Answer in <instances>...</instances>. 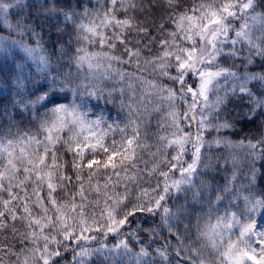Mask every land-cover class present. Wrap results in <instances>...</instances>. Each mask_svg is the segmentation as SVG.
<instances>
[{
    "label": "snow or ice",
    "instance_id": "obj_1",
    "mask_svg": "<svg viewBox=\"0 0 264 264\" xmlns=\"http://www.w3.org/2000/svg\"><path fill=\"white\" fill-rule=\"evenodd\" d=\"M97 2L0 0V252L19 264H264V0H164L159 22L129 14L159 0ZM12 9L29 11L13 23ZM53 17L64 26L50 51L34 21ZM83 93L116 118L83 108ZM218 171L222 190L205 177ZM186 192L206 211L181 227L169 201Z\"/></svg>",
    "mask_w": 264,
    "mask_h": 264
},
{
    "label": "trees",
    "instance_id": "obj_2",
    "mask_svg": "<svg viewBox=\"0 0 264 264\" xmlns=\"http://www.w3.org/2000/svg\"><path fill=\"white\" fill-rule=\"evenodd\" d=\"M25 2L26 3H30V4L38 5V4H42L43 3V0H25ZM148 2H149V0H144V3L145 4H147ZM70 3L75 8V11H77V12H81L82 11V8H77L75 6L76 0H70ZM159 3H160V7L159 8H154L151 12H148L146 10L145 12L141 13L139 11V8H137V10H135V12L129 13V14L130 15H136L137 19L140 20V21L144 20L145 19V16H151V18L153 20H155L156 22H159L161 19L165 18L166 14H167V9L164 6V3L160 2V0H159ZM84 4L87 7H89V8H96V9H100L101 11H103V8H101V3H98L97 0H84ZM28 11H29L28 9H24L23 11H21V9H12L11 10V13H10V17L12 18L13 23H15L16 19H19L21 15H26ZM120 15H122V13ZM34 23L37 25L36 30L38 32L43 31L46 46L51 51L54 48V46H55V44L57 42V36H58V34L55 32L54 26L57 25V24H59L61 27L64 26L63 25V19H62V17H53L50 20H45L43 18H40V19H36L34 21ZM150 23H151V21H150ZM39 25H43V29H41V27H39ZM169 29H171V25L170 24H169ZM71 30H72V26L69 25L68 26V31L65 32V34L63 35V40L64 41H67L68 35L71 32ZM153 34L158 36V34L155 33V31H153ZM0 35H4V36H8L9 35L7 29H5L3 27V25H0ZM11 35H12V38H14V39H18L19 38V37H17L15 35V33H12ZM158 38H162V37H159L158 36ZM26 39H27V37H26ZM28 42L31 43L30 40ZM72 48L74 50L75 45H73ZM13 52L17 56L20 55L19 52H18V50H13ZM146 54L147 53L145 52V55ZM9 55H11V54H9ZM0 59H3V57H0ZM65 61H66V58H65ZM64 67H65V69H67V67H68L66 62L64 63ZM125 67H128V66H125ZM149 78H151V77H149ZM161 83H166V84H168V86H171L170 82H167V81H163L162 80ZM4 95L6 97L7 96H10L11 95V92L10 91H7V92H5ZM109 108H110V110L109 111H106V115L110 116L111 118H116V116H117L116 110L115 109H111V106H109ZM229 110L231 111V114L234 116V115H236V113L238 111H243L244 109H243L242 105L239 104V102H238V106L236 108H233L232 105H229ZM12 116L14 118L15 123L19 125V127H20L21 130H24L26 128L32 127V125L29 123V120H30V117L29 116H28L27 119H22L21 118L22 115L18 114V110H12ZM157 118L158 117H156L155 115L152 118V122H151V130L152 131H155L156 130V119ZM229 118H231V116ZM9 123H10V120H9L8 114L7 113L0 112V128L6 129L9 126ZM244 127L250 129V128H252V125H249V124H246L245 123L244 124ZM239 129H240V124L237 125V129L236 130L239 131ZM12 130L13 131H16V127L13 126ZM247 134L248 133H246V132H241L240 133V136L242 137V136L247 135ZM214 135H216L215 132H213L211 134V136H208L207 138L210 139ZM230 138L238 139L240 137H232L230 135ZM262 164H264V162H257V167H261ZM245 170H246V168H245ZM230 172H231V168L229 167L228 173L230 174ZM220 175H221V180L223 181L225 173L222 171ZM241 182H243V175L242 174L240 175V179L237 181V184H239ZM261 183H262V181H259L258 180V184H257V188L258 189H259ZM169 203L170 204H173L174 201H169ZM263 224H264V222H263ZM19 226L20 225H18V227ZM145 226H147V224H145ZM7 235L9 237H11V232L9 231L7 233ZM0 239H4V238L3 237H0ZM11 242L13 244H16V241L15 240H11ZM109 243H112L113 244V243H115V241L114 240H110ZM136 246H138V245H136ZM16 247L19 248L20 245L19 244H16ZM153 247H155V245H153ZM69 256H70V253H69ZM99 262H100V260L98 261V264H99ZM249 264H251V262H249Z\"/></svg>",
    "mask_w": 264,
    "mask_h": 264
},
{
    "label": "clouds",
    "instance_id": "obj_3",
    "mask_svg": "<svg viewBox=\"0 0 264 264\" xmlns=\"http://www.w3.org/2000/svg\"><path fill=\"white\" fill-rule=\"evenodd\" d=\"M160 2L164 3V0H160ZM186 2L189 5H191V3H193V0H186ZM77 102L80 103L82 107L85 109H91L94 111H101V110L109 111L110 110L109 108L110 105H106L97 99L90 98L87 96L86 93H83L81 97L77 100ZM111 109H113L112 106H111ZM41 111H44V109H41ZM21 118L27 119L28 116L27 114H25ZM252 129H253V134H257L255 125H252ZM261 131H264V129H261ZM221 172L222 171H218L215 173H206L205 177L211 180L214 186L216 184H219L222 190L223 181L221 180V175H220ZM203 200H204V197H202L199 202L194 201L192 198L191 192L181 193L173 197L172 201H174V203L172 204V206L174 208L181 209V213H182V219L180 221L181 227H183L184 224H187L189 222L194 224L196 215L199 212H201L202 209L206 211V208L204 207V204H203ZM194 238L195 237L193 236V239ZM2 240L3 239H0V241ZM9 243L13 244L11 241H9ZM16 250L19 251V248H17ZM0 264H19V261L16 255H11L10 253L6 254L3 252H0Z\"/></svg>",
    "mask_w": 264,
    "mask_h": 264
},
{
    "label": "rangeland",
    "instance_id": "obj_4",
    "mask_svg": "<svg viewBox=\"0 0 264 264\" xmlns=\"http://www.w3.org/2000/svg\"><path fill=\"white\" fill-rule=\"evenodd\" d=\"M263 222H264V219H262L261 223L263 224ZM109 244L111 245L112 243H109ZM130 246H132V245H130ZM138 249H139V246H135L133 248L134 251H138ZM99 260H100L99 264H113V261L111 259L108 261H105L103 257H93L92 258V264H98ZM116 264H120V262L116 261Z\"/></svg>",
    "mask_w": 264,
    "mask_h": 264
}]
</instances>
